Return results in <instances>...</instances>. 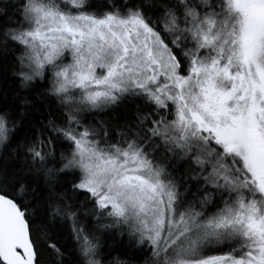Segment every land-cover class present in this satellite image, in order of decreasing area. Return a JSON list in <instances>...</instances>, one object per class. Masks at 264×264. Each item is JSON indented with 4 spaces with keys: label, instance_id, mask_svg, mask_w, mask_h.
I'll list each match as a JSON object with an SVG mask.
<instances>
[{
    "label": "snow or ice",
    "instance_id": "1",
    "mask_svg": "<svg viewBox=\"0 0 264 264\" xmlns=\"http://www.w3.org/2000/svg\"><path fill=\"white\" fill-rule=\"evenodd\" d=\"M0 264H264V0H0Z\"/></svg>",
    "mask_w": 264,
    "mask_h": 264
}]
</instances>
